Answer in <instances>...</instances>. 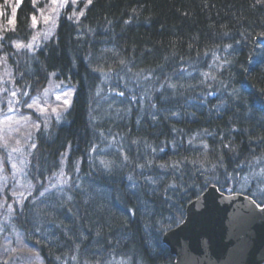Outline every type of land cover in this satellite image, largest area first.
Masks as SVG:
<instances>
[{"label": "trees", "instance_id": "1", "mask_svg": "<svg viewBox=\"0 0 264 264\" xmlns=\"http://www.w3.org/2000/svg\"><path fill=\"white\" fill-rule=\"evenodd\" d=\"M51 1L0 0L17 11L0 14V74L22 97L52 74L77 89L31 127L34 190L9 197L1 233L40 264H174L163 236L211 184L264 202L242 187L264 178V0Z\"/></svg>", "mask_w": 264, "mask_h": 264}, {"label": "water", "instance_id": "2", "mask_svg": "<svg viewBox=\"0 0 264 264\" xmlns=\"http://www.w3.org/2000/svg\"><path fill=\"white\" fill-rule=\"evenodd\" d=\"M163 242L174 264H264V204L211 184Z\"/></svg>", "mask_w": 264, "mask_h": 264}, {"label": "rangeland", "instance_id": "3", "mask_svg": "<svg viewBox=\"0 0 264 264\" xmlns=\"http://www.w3.org/2000/svg\"><path fill=\"white\" fill-rule=\"evenodd\" d=\"M9 82V79L0 74V139L2 147L0 151V210L7 206L9 197L20 203L30 193L29 189L24 186L26 176L23 172V160L25 148L28 147L27 143L30 141L31 127L37 125L40 119H46L50 115L58 116V112L70 103L74 91L72 87H57V85H54L44 94L33 96L25 106L30 110H34L36 118L32 119L28 113L20 110L23 97L16 92L15 87L10 85ZM12 92H15L16 95L12 96ZM65 93L69 94L65 95ZM57 97H60V99H57ZM65 100L68 101L67 104L64 103ZM34 101L35 103H33ZM28 104H33V107L29 108ZM9 108L12 110L9 111ZM6 116L12 119L6 120ZM242 182L244 183L243 188H251L253 190L252 194H256L264 200L263 176L253 174L251 177L246 176ZM7 194L9 196H5ZM3 221L4 219L0 221V235L3 234L1 233ZM6 222L8 226L12 225L9 217ZM10 231V227H7L6 234L4 233L1 236L3 238L1 240L2 244H0V264L2 262L3 264H31L35 260H38L40 264L41 259L39 257H36L34 253H30L27 248H22L18 232L13 231V236H11ZM16 253L19 255L20 260L16 257ZM113 264L121 263L119 261Z\"/></svg>", "mask_w": 264, "mask_h": 264}, {"label": "snow or ice", "instance_id": "4", "mask_svg": "<svg viewBox=\"0 0 264 264\" xmlns=\"http://www.w3.org/2000/svg\"><path fill=\"white\" fill-rule=\"evenodd\" d=\"M56 2H57V0H52V3H53V4H55ZM71 2H72V4H77V3L79 2V0H71ZM67 3H68V0H61V6H63L64 4H67ZM90 4H92V0H87V4L85 5V7H87V5H90ZM51 10L54 11V12H58V11H59V9H57V8H52ZM41 11H42V10H41ZM14 12H15V9H13V13H14ZM84 14H85V13H84V11H82V10H81L79 13H76L75 11H73L72 16L76 17V19L79 20V17L84 16ZM71 18H72V17H69V19H71ZM49 19H51L50 16H45V17H44V21H45V23H47V21H48ZM10 22H11V21H10ZM32 22H33V25L36 23V17H35V16L32 17ZM45 38H47V34H46V37H45ZM32 39H33V41H35V40L37 39V36H33ZM15 47H16L17 49H20V48H23V47L31 48L32 45H31V44H29V45H24V44H22V43H16V44H15ZM206 75H207V74H206ZM167 86L170 87V88H175V85H174V84H168ZM68 94H69V93H65V95H68ZM11 95H12V96H15L16 93H15V92H12ZM118 95L122 97V96H124V92H119ZM57 99H60V97H57ZM9 103H11V101H9ZM33 103H35V101H34ZM64 103L67 104L68 101L65 100ZM28 107H29V108H32V107H33V104H28ZM152 107L155 108V104H153ZM11 110H12V109L9 108V111H11ZM53 111H55V109H53ZM172 114L175 115V113H172ZM5 119H6V120H11L12 118L6 116ZM153 119H155V116H153ZM36 126L39 127V125H36ZM33 147H35V145H33ZM205 147H207V145H205ZM14 151H15V149H14ZM125 159H127V157H125ZM100 163L103 164L105 168H108V167H109V163L106 162V161H104V160H101ZM13 167H15V165H13ZM61 175H63V172H61ZM129 179L131 180L132 177H129ZM149 179H150V178H149ZM64 183H67V181H64ZM53 187H54V186H53ZM45 191H48V189L46 188ZM40 195L43 196V195H44V192H41ZM69 199H71V197H69ZM73 259H75V257H73Z\"/></svg>", "mask_w": 264, "mask_h": 264}, {"label": "bare ground", "instance_id": "5", "mask_svg": "<svg viewBox=\"0 0 264 264\" xmlns=\"http://www.w3.org/2000/svg\"><path fill=\"white\" fill-rule=\"evenodd\" d=\"M198 104V103H197ZM192 105H195V103L193 102Z\"/></svg>", "mask_w": 264, "mask_h": 264}]
</instances>
